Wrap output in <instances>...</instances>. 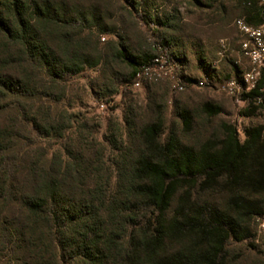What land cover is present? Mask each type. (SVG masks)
Wrapping results in <instances>:
<instances>
[{"label": "trees", "instance_id": "trees-1", "mask_svg": "<svg viewBox=\"0 0 264 264\" xmlns=\"http://www.w3.org/2000/svg\"><path fill=\"white\" fill-rule=\"evenodd\" d=\"M235 2L237 18L263 23L260 0ZM141 25L154 39L147 46L135 44ZM183 28L178 8L157 0H0V264H226L229 241L255 239L264 124L242 128L241 139L224 123L187 144L191 110L178 111L182 135L165 137L159 106L143 120L129 102L124 125H108L107 146L82 138L81 128L67 142L71 117L58 107L66 84L99 69L114 95L157 55L178 68ZM106 35L116 40L101 44ZM117 65L125 77L111 74ZM233 69L234 79L243 73ZM240 97L243 118L264 114V71ZM200 113L214 119L221 109L206 103ZM51 140L59 152H50Z\"/></svg>", "mask_w": 264, "mask_h": 264}, {"label": "rangeland", "instance_id": "rangeland-1", "mask_svg": "<svg viewBox=\"0 0 264 264\" xmlns=\"http://www.w3.org/2000/svg\"><path fill=\"white\" fill-rule=\"evenodd\" d=\"M206 1L210 2L213 8L194 7L192 0H157V4L162 8L169 5L170 8H178L180 19L186 29L184 35L211 40L209 50L214 56L208 65L215 70L217 75L213 80L210 78L212 83L202 88L190 85L183 91H179L177 85L183 82V77L195 81L204 80L205 77L200 74H185L180 70L181 68L171 65L169 69L158 70L152 78L144 80L139 88L132 86L124 92L120 90L111 95L109 91H114L117 88L114 83H111L113 80L102 79L99 69H86L81 75L66 84V100L58 105L66 112V117H71V128L66 133L68 135L67 142H69L68 138L76 140L77 131L81 128L84 130L82 138L93 140L92 142L95 141L98 146L99 144L107 146L105 137L109 134L108 125L111 127L117 123L121 126L124 125L123 114L129 102L136 103L143 120H148L153 116L156 111L155 105L159 106L160 110L157 111L163 113L165 137L170 132L182 135L178 111L181 109L191 110L195 114L196 123L192 135L187 137L182 135L183 141L187 144H196L210 135L219 134L220 125L224 123L235 127L241 139L243 138L242 128L264 124V114L262 113H257L250 119L243 118L240 112L244 108V104L236 102L234 97L229 96L223 90L229 78L234 77L233 63L239 58L233 51L234 43L233 46L231 43V41L240 40L234 28V20L238 14L236 2L235 0ZM214 23L218 25L212 26ZM202 26L206 27L201 29ZM151 36L152 34L141 25V31L136 33L135 44L140 46L143 43L147 46L149 41L154 40ZM103 38L100 40L101 44L116 40L108 35ZM188 43L190 42L185 44ZM187 68L191 69V64H188ZM126 73V68L121 65L119 67L117 65L111 71V74L118 78L119 76L125 77ZM102 92L105 96H102ZM206 103L219 107L221 114L214 119H206L200 113L201 107ZM65 124L67 126L68 123ZM46 143L50 152H59L60 148L56 141L51 140ZM109 154L108 151L107 156ZM226 251V264H264V235L257 227L254 240L240 243L231 240L226 246Z\"/></svg>", "mask_w": 264, "mask_h": 264}, {"label": "built area", "instance_id": "built-area-1", "mask_svg": "<svg viewBox=\"0 0 264 264\" xmlns=\"http://www.w3.org/2000/svg\"><path fill=\"white\" fill-rule=\"evenodd\" d=\"M259 8V15L263 20L261 25L252 26L246 23L244 19L234 21V27L242 38L238 51L239 58L234 64L243 66V73L238 78H233L226 82L223 90L229 96L234 97L236 102L242 104H245V102L242 101L241 94L250 91L260 78L261 72L264 71V0H260ZM243 62H245V65H243ZM169 67H171V64L165 55L160 54L155 56L150 62L141 67L137 74L138 80L133 84V87L139 88L142 81L152 78L153 74L157 73L158 70L169 69ZM210 83L212 82L208 78L196 81L193 84L180 82L177 85V89L183 91L185 87L190 85L202 88L208 86ZM258 228L264 235V217L258 219Z\"/></svg>", "mask_w": 264, "mask_h": 264}, {"label": "crops", "instance_id": "crops-1", "mask_svg": "<svg viewBox=\"0 0 264 264\" xmlns=\"http://www.w3.org/2000/svg\"><path fill=\"white\" fill-rule=\"evenodd\" d=\"M237 19H244V18H236L235 20H237ZM182 24H183V22H182ZM217 25H218L217 23L212 24V26H214V27ZM208 26H210V25H208ZM205 27L206 26H204V27L202 26L201 29H204ZM183 29H184V32H186L185 25H184ZM235 30L237 31L236 28H235ZM237 34L239 35L240 40L237 39V40H234V42L231 41L232 46L234 43V50L233 51H234V53H236V55H238L240 43L242 40L238 31H237ZM184 40L186 43L187 42H190V43L187 44V49L183 53L185 57H184V59L183 58L181 59L182 64L178 68H181L180 70H182L185 74H188V75L189 74L190 75L200 74L203 77H210V78H212V80L215 79L217 76L216 72L210 71L207 67L209 62L212 61V57L214 56L212 51L209 50L211 48L210 47L211 40H207L206 38H204V39L195 38L193 36H189L188 34L184 35ZM188 64H191V69H188L190 66L187 68ZM185 77H187V76H185Z\"/></svg>", "mask_w": 264, "mask_h": 264}]
</instances>
